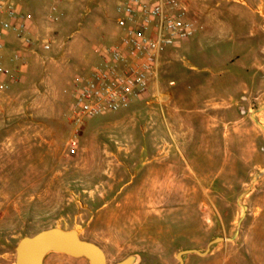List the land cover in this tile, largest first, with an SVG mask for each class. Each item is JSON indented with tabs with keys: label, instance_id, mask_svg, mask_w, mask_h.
I'll return each instance as SVG.
<instances>
[{
	"label": "rangeland",
	"instance_id": "obj_1",
	"mask_svg": "<svg viewBox=\"0 0 264 264\" xmlns=\"http://www.w3.org/2000/svg\"><path fill=\"white\" fill-rule=\"evenodd\" d=\"M118 1L67 0L50 20L39 15L38 35L53 41L51 50L31 55L27 74L0 92V264H14L22 237L51 228L77 230L107 264L129 255H138L137 264H178L179 251H204L213 237L225 241L184 264H264V76L253 65L264 66L262 18L224 35L225 56L212 41L200 46L197 34L166 49L149 93L87 120L71 153L73 82L117 38ZM195 7L213 16L248 11L220 0ZM2 53L0 68H8ZM229 54L244 60L245 73L225 63ZM238 75L250 90L242 99ZM218 80L231 82V97L203 93ZM213 101L232 107L231 138L218 140L210 161H193L202 155ZM182 141L193 144L183 158L173 156ZM44 264L87 261L52 254Z\"/></svg>",
	"mask_w": 264,
	"mask_h": 264
},
{
	"label": "built area",
	"instance_id": "obj_2",
	"mask_svg": "<svg viewBox=\"0 0 264 264\" xmlns=\"http://www.w3.org/2000/svg\"><path fill=\"white\" fill-rule=\"evenodd\" d=\"M63 1L54 0L51 15L58 12L56 3ZM259 1L256 11L264 31V0ZM115 10L117 38L97 52L98 62L89 74L73 82L68 120L74 135L67 143L71 153L77 148L78 133L87 120L117 113L143 99L157 80L162 53L197 33L184 0H119ZM10 36L22 51L11 54L12 69L0 68V77L4 78L0 92L20 80L31 55L41 57L53 44L34 33L31 14L19 10L12 0H0V52L6 49Z\"/></svg>",
	"mask_w": 264,
	"mask_h": 264
},
{
	"label": "crops",
	"instance_id": "obj_3",
	"mask_svg": "<svg viewBox=\"0 0 264 264\" xmlns=\"http://www.w3.org/2000/svg\"><path fill=\"white\" fill-rule=\"evenodd\" d=\"M12 1L14 2L15 6L19 10L27 12L32 15L33 21H34V33H37V34L41 29V22L36 21L37 17L43 14V17L45 19L46 15L48 14L47 18H49L51 16L50 10H49L50 6L54 3V0H12ZM66 1L67 0H64L62 3H65ZM184 1L186 2L187 5H189L188 7L189 17L194 20V23L197 27L196 34L198 35L200 46L202 45L201 42H210V41L212 42L208 43L209 46H212V43H213V46L215 44H219V47H218L219 55L224 54L222 53V50L220 48L221 47L220 45L224 42L223 41L224 35L226 34L235 35L237 32L241 30V27L243 25H246L248 23V20L252 21L250 22L251 25L253 26L257 25L255 24V20H253V16L258 15L256 10L260 4L259 0H220V1H224L229 4H235L242 8H246V10L248 11H243V12L235 11L229 14L217 13L215 16H213L211 13H208L207 11L196 9L195 4L197 0H184ZM220 35H223V36H220ZM212 39H218L219 42L217 43L215 41L213 42ZM14 51H22V49L15 41H13L12 38L8 39L6 49L2 53L3 56L7 58V61L9 60V62L5 63L8 68H13V64L10 62V57ZM224 56L223 58H225ZM223 60H225V63L228 62L229 64L235 61V63L238 65L240 72H244V73L246 72V69L244 66V60H241L239 58L232 59V54H229L228 58H225ZM215 61H212V62H215ZM253 65H255L256 70L260 72L262 76H264V66L260 67L261 66L260 63L258 64L254 63ZM23 74H27L26 67L23 69ZM0 79H4V78L0 77ZM234 80L236 81L238 80L239 82V90H235V91H239V94L237 96L240 97L241 99L246 97L248 91H250L248 87V83L243 82V80L239 78V75L236 79L234 78ZM261 83H264V79L260 81V84ZM201 88L203 90V93L208 92V93H211L212 95H217L218 97H225V96L231 97L232 95L231 93L233 92L231 82H229L226 85L225 81H220V80L207 81L206 84ZM231 109H232L231 105L227 106L225 103L222 104L217 101H213L211 103V105L209 106V110L213 114L210 115L208 126L205 129L206 130L205 135L201 139L202 155L195 156L191 160L203 161V162L210 161L211 154L217 152L216 146H217L218 140H222L224 138L230 137V134L226 130V125L229 124V122L226 120V112H228ZM192 144H189L187 141L180 142L179 147H177L176 151L173 153V156L179 155L181 158H183L184 152H187L189 146ZM145 145L146 144L144 145L142 144L139 146H145ZM149 145L153 146V145H156V143L155 142L153 143L151 141ZM162 153H164V156L168 155V152L166 150L162 151Z\"/></svg>",
	"mask_w": 264,
	"mask_h": 264
},
{
	"label": "water",
	"instance_id": "obj_4",
	"mask_svg": "<svg viewBox=\"0 0 264 264\" xmlns=\"http://www.w3.org/2000/svg\"><path fill=\"white\" fill-rule=\"evenodd\" d=\"M223 237H213L204 251L196 249L179 251L178 264H184L187 255L206 256L213 246L223 243ZM14 264H44L52 254L64 255L73 259H84L87 264H107L104 252L95 244L83 240L77 230L51 228L30 237H22L14 248ZM138 255H129L115 264H137Z\"/></svg>",
	"mask_w": 264,
	"mask_h": 264
}]
</instances>
